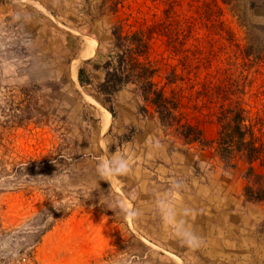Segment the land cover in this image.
I'll list each match as a JSON object with an SVG mask.
<instances>
[{"label": "rangeland", "instance_id": "374dc122", "mask_svg": "<svg viewBox=\"0 0 264 264\" xmlns=\"http://www.w3.org/2000/svg\"><path fill=\"white\" fill-rule=\"evenodd\" d=\"M117 25L152 30L155 81L177 74L166 92L208 144L161 123L134 86L99 94ZM223 94L264 141V0H0V264H264L248 164L214 143ZM114 154L127 171L99 178ZM53 211L58 223L29 243L30 222Z\"/></svg>", "mask_w": 264, "mask_h": 264}, {"label": "trees", "instance_id": "16d2710c", "mask_svg": "<svg viewBox=\"0 0 264 264\" xmlns=\"http://www.w3.org/2000/svg\"><path fill=\"white\" fill-rule=\"evenodd\" d=\"M112 35L114 37L113 50L111 55L108 54V60L104 61L103 69L106 76L98 87L99 94L104 95L108 101L124 87L134 86L135 92L140 94L145 104L155 109L161 123L169 127L176 125L177 130H182L181 136L190 142L208 144L203 137L202 130L191 124H181L182 119L178 113L182 98L178 96L176 99L174 91L166 92V86L176 82L177 74L173 71L171 76L167 77L168 82L165 86H160L155 81L158 68L149 58L152 30L141 29L135 32H125L122 25H117L112 28ZM251 51L253 47L249 48L248 56ZM78 78L83 87L89 84L85 79L84 69L79 71ZM220 101L222 103L216 114L218 115L219 132L214 142L217 151L225 162L230 161L231 165L234 164L237 156L246 161L249 183L244 190V198L250 203H264V175L257 173L255 168L257 163L264 167V141L255 134L256 124L252 122V118L240 105L239 100L228 103L226 95L223 94ZM141 110L143 113L149 112L146 105ZM37 164V162L31 163L32 167L27 169ZM23 165L15 168L16 173L25 170ZM0 172H5V169H0ZM51 213H39L30 222L29 243L39 244L42 237L58 223L57 213L55 211ZM27 257L29 260L33 259L31 253H28Z\"/></svg>", "mask_w": 264, "mask_h": 264}, {"label": "clouds", "instance_id": "9594fccd", "mask_svg": "<svg viewBox=\"0 0 264 264\" xmlns=\"http://www.w3.org/2000/svg\"><path fill=\"white\" fill-rule=\"evenodd\" d=\"M128 169V162L124 157L115 154L107 161L100 160L96 166L97 175L101 179H108L119 173H124Z\"/></svg>", "mask_w": 264, "mask_h": 264}, {"label": "bare ground", "instance_id": "6f19581e", "mask_svg": "<svg viewBox=\"0 0 264 264\" xmlns=\"http://www.w3.org/2000/svg\"><path fill=\"white\" fill-rule=\"evenodd\" d=\"M87 47L83 50L82 54H81V59H88L90 57H92L95 52H96V41L95 40H90L88 41ZM72 76L74 77V80L76 78V70L73 69L72 70ZM104 113V112H103ZM109 114L105 111V115L103 116V121H104V125H107L109 122Z\"/></svg>", "mask_w": 264, "mask_h": 264}]
</instances>
